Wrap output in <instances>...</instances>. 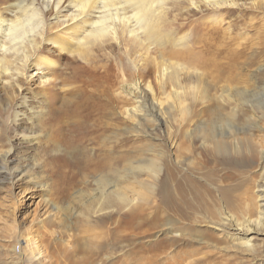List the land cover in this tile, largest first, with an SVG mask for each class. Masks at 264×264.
Masks as SVG:
<instances>
[{
  "label": "rangeland",
  "instance_id": "rangeland-1",
  "mask_svg": "<svg viewBox=\"0 0 264 264\" xmlns=\"http://www.w3.org/2000/svg\"><path fill=\"white\" fill-rule=\"evenodd\" d=\"M43 1L0 0L3 17L13 18V13L5 12L11 3H26L28 13L35 12L28 30L42 46L33 53L31 62L35 63L29 69L21 68L19 55H8L9 70L33 74L31 78L15 76L13 80L10 74L0 77V264H264V225L258 226L260 232L254 237L248 236L254 244L253 250H249L244 243L247 237L231 236L209 220L191 224L182 237L168 234L170 228L162 221L157 225L148 222L150 211L159 202L161 183L157 182L151 192L149 172H136L134 164L123 163L119 167L121 178L116 181L130 203V208L122 213L123 220L86 216L85 209L101 190L98 182L101 173L82 166L88 160L86 156L95 160L102 152L100 126L107 122L110 112L121 124L122 159H140L144 154H139V149L149 142L165 148L163 141L148 136L151 132L163 139L164 128L146 123L142 129L147 134L142 131L133 136L125 130L130 122L118 111L123 105L137 104L135 97L121 93L126 84L138 82L137 95L144 87L148 88L150 80L153 89L158 87L159 61L175 59L168 51L180 50V62L189 65L191 59H197L198 68L206 71L215 69V64L246 65L244 71L264 86V0H236L237 5H215V9L207 7L204 0H196L199 9H193L188 2L170 1L174 28L178 25L184 28H180L177 37L189 33L188 45L153 46L148 52L135 48L125 34L119 42L112 38L102 42L89 64L76 59L70 51H60L52 43L59 41L72 48L68 43L72 40V25L64 21L72 10L54 19L52 10H43ZM22 13L19 11L17 15ZM261 98L264 100V95ZM68 99L89 101L88 108L93 113L90 115H95L93 129L78 135L73 124L75 118L54 114ZM203 116L201 121L207 123L208 117ZM261 127L255 131V144L264 150V118ZM111 131L112 128L106 129L105 134L110 135ZM70 134L77 139L74 146L63 141ZM56 156V161L51 160ZM24 167L29 177L14 178ZM225 168L242 170L247 184L257 186L256 193L247 194L254 218L258 210L264 209L260 205L264 200L255 198L264 193V161ZM114 181L108 183L110 190ZM131 213L135 216L127 218ZM118 223L119 230L113 229ZM173 225L178 227V223ZM172 241L174 245L168 246L165 253L154 249L155 244Z\"/></svg>",
  "mask_w": 264,
  "mask_h": 264
},
{
  "label": "bare ground",
  "instance_id": "bare-ground-1",
  "mask_svg": "<svg viewBox=\"0 0 264 264\" xmlns=\"http://www.w3.org/2000/svg\"><path fill=\"white\" fill-rule=\"evenodd\" d=\"M170 1H175L176 4L188 2L193 9L201 8L196 0H44L43 10H52L54 19H59L62 12L72 10L69 18L64 20L70 21L68 25H72L69 27L72 40L68 42L72 48H68L63 42L52 43L60 51H70L71 55L77 56L76 59L89 64L92 54L97 47H101L102 42L109 38L119 42L120 36L125 34L132 39L135 48L148 52L153 46L188 45L191 37L189 33L177 37L183 26L174 28V19L170 17L168 7ZM204 2L211 9H215V5L238 4L236 0ZM29 9L26 3H11L5 12L13 13V18L0 14V77L10 74L14 80L15 76L26 79L33 76L23 71L13 73L7 66L8 55L13 54L15 57L20 56L22 69H29L35 63L31 62L33 53L39 52L42 47L41 42L28 30L32 16L35 15L34 11L28 13ZM19 11L23 13L17 15ZM48 41L45 40V43ZM133 51L134 49L129 52ZM168 52L175 59L162 58L159 61L156 68V72H159L156 77L158 87L153 89L150 80L148 88L144 87L141 94L137 95L138 82L126 84L121 93H126L129 98L135 97L137 104L123 105L118 111L130 122L131 125L125 130L133 136H139L146 123L164 128L163 139L153 136L151 132L148 136L163 141L165 148L158 147L157 142H149L145 144L146 147L139 149V154H144L140 159H122L119 154L121 124L117 116L110 112L105 119L107 122L100 126L103 130L100 142L102 152L94 161L86 156L88 160L86 159V163L82 162L85 169L91 168L93 172L101 173L98 180L101 190L93 197L91 206L85 209L84 214L88 217L109 216L119 221L125 208L130 205L129 199L116 182L121 178L122 171L119 167L123 163L131 166L134 164L136 172H149L152 183L149 182L148 187L151 192L157 182L161 183L159 202L150 211L148 222L157 225L162 221L170 228L168 234L182 237L183 231H187L191 224L209 220L231 236L247 237L244 243L249 250H253L254 244L248 236L254 237L260 232L258 226L264 225V209L258 210V215L255 214L252 218L254 213L250 207H253L247 203V194L256 193L257 186L247 184L242 170L227 169L225 166L239 167L256 160L259 164L264 161V150L259 146L257 148L255 142V131L262 128L261 121L264 118V100L261 98L264 86L258 83L256 77L250 78L244 71L246 65L219 67L215 64V69L206 71L198 68L200 64L197 59H191L189 65L180 62V50ZM185 53L186 51L184 55ZM18 86L21 88L19 84ZM88 103V100L83 102L80 99H68L54 114L75 118L73 124L76 134H85L95 127L91 125L95 115H90L92 112ZM205 114L208 117L207 123L200 119ZM109 128L112 131L107 135L105 132ZM75 140V135L71 134L63 139L68 146H74ZM3 158L6 161V156ZM57 159V156L51 158L54 161ZM26 167L20 168L13 177L20 180L28 178L29 171ZM242 177L243 181L240 180ZM113 179L114 185L110 190L108 183ZM252 182L256 183L254 180ZM255 198L264 200V193L257 194ZM260 205L264 208V204ZM134 213L141 215L140 212ZM130 215L127 218L135 216L133 213ZM186 221L190 223L187 224ZM175 223H178L179 229L173 227ZM113 227L119 230V223ZM171 245H174L173 241L158 243L154 245V249L165 253Z\"/></svg>",
  "mask_w": 264,
  "mask_h": 264
}]
</instances>
